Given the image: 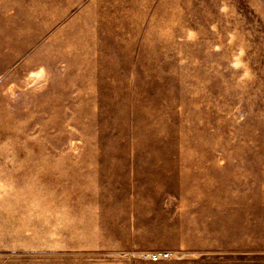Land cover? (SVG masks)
<instances>
[{"label": "rangeland", "instance_id": "obj_1", "mask_svg": "<svg viewBox=\"0 0 264 264\" xmlns=\"http://www.w3.org/2000/svg\"><path fill=\"white\" fill-rule=\"evenodd\" d=\"M0 264H264V0H0Z\"/></svg>", "mask_w": 264, "mask_h": 264}, {"label": "crops", "instance_id": "obj_2", "mask_svg": "<svg viewBox=\"0 0 264 264\" xmlns=\"http://www.w3.org/2000/svg\"><path fill=\"white\" fill-rule=\"evenodd\" d=\"M133 232L130 231V233H133ZM94 235H95L94 238L92 237L91 239H88L84 242L85 244H89L90 246H92V249H94V250H102V251H105V250H117V251L150 250V249H154L155 248L154 246H156V244L153 242H148V243L142 244V243L136 242L133 239H130V241H128V242L126 240L127 243H116L115 247H113V246H110L111 245L110 243H112L113 242L112 240H114L112 237V235H113L112 233L102 232L101 235H98V233H94ZM131 236H133V234H130V237ZM207 236L208 235H205V237H207ZM211 236H212V234H211ZM110 237H112V238H110ZM205 240H208V239H205ZM108 242H110V243H108ZM205 242L208 243L209 245H211L210 240L205 241Z\"/></svg>", "mask_w": 264, "mask_h": 264}, {"label": "built area", "instance_id": "obj_3", "mask_svg": "<svg viewBox=\"0 0 264 264\" xmlns=\"http://www.w3.org/2000/svg\"><path fill=\"white\" fill-rule=\"evenodd\" d=\"M147 259L152 260L153 262H157L160 260H169L173 258V254L172 253H154V254H149L146 256Z\"/></svg>", "mask_w": 264, "mask_h": 264}]
</instances>
